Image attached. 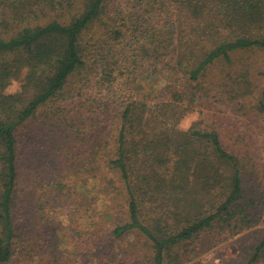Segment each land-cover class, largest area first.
<instances>
[{"label": "trees", "instance_id": "1", "mask_svg": "<svg viewBox=\"0 0 264 264\" xmlns=\"http://www.w3.org/2000/svg\"><path fill=\"white\" fill-rule=\"evenodd\" d=\"M249 51L264 55V0H0V264L19 252V148L40 112L62 132L108 129L94 170L127 199L111 236L158 243L149 264H179L202 234L250 227L260 201L243 188L249 154L199 121L179 128L208 68ZM248 71L222 84L229 99ZM11 81L20 90L6 94ZM253 110L264 115V89Z\"/></svg>", "mask_w": 264, "mask_h": 264}, {"label": "rangeland", "instance_id": "2", "mask_svg": "<svg viewBox=\"0 0 264 264\" xmlns=\"http://www.w3.org/2000/svg\"><path fill=\"white\" fill-rule=\"evenodd\" d=\"M231 58V66L217 63L208 68L194 90L196 103L189 105L179 128L185 131L199 121L203 129L218 133L225 149L248 153L244 163L250 173L243 178V188L246 197L260 203L251 208L250 227L235 235L202 234L186 247L179 264H264V247L252 259L255 247L264 240V115L253 110L264 89V55L249 51ZM246 68L250 86L241 87L242 97L229 99L234 95L228 91L231 86L222 84H231ZM20 84L11 81L5 93L19 92ZM48 117L40 112L31 120L20 143L22 229L19 252L9 264H149L157 250L146 237L111 236V227L127 219V199L116 176L101 172L100 167L94 170L101 163L95 152L108 129L62 132L63 128L50 127ZM91 151L98 162L90 157Z\"/></svg>", "mask_w": 264, "mask_h": 264}, {"label": "water", "instance_id": "3", "mask_svg": "<svg viewBox=\"0 0 264 264\" xmlns=\"http://www.w3.org/2000/svg\"><path fill=\"white\" fill-rule=\"evenodd\" d=\"M156 247H157V255H159V253H160V245L158 243H156Z\"/></svg>", "mask_w": 264, "mask_h": 264}]
</instances>
